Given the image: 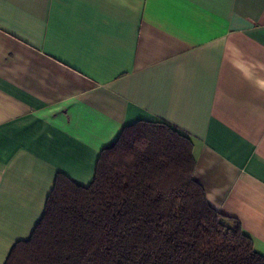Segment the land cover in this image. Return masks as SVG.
I'll return each instance as SVG.
<instances>
[{"label":"crops","instance_id":"obj_1","mask_svg":"<svg viewBox=\"0 0 264 264\" xmlns=\"http://www.w3.org/2000/svg\"><path fill=\"white\" fill-rule=\"evenodd\" d=\"M188 135L207 202L264 255V0H0V264L57 173L123 126Z\"/></svg>","mask_w":264,"mask_h":264},{"label":"trees","instance_id":"obj_2","mask_svg":"<svg viewBox=\"0 0 264 264\" xmlns=\"http://www.w3.org/2000/svg\"><path fill=\"white\" fill-rule=\"evenodd\" d=\"M188 135L123 126L87 185L57 173L30 235L3 264H264L239 221L209 205Z\"/></svg>","mask_w":264,"mask_h":264}]
</instances>
